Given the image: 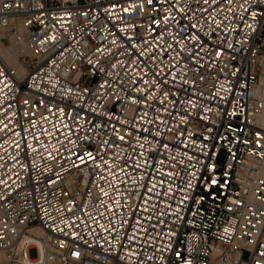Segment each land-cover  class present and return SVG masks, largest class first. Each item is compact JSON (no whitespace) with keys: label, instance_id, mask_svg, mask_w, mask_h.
<instances>
[{"label":"built area","instance_id":"1","mask_svg":"<svg viewBox=\"0 0 264 264\" xmlns=\"http://www.w3.org/2000/svg\"><path fill=\"white\" fill-rule=\"evenodd\" d=\"M0 42V264H264V0H0Z\"/></svg>","mask_w":264,"mask_h":264},{"label":"bare ground","instance_id":"2","mask_svg":"<svg viewBox=\"0 0 264 264\" xmlns=\"http://www.w3.org/2000/svg\"><path fill=\"white\" fill-rule=\"evenodd\" d=\"M0 42V51L5 56V58L12 63L20 73H24L26 67L23 65L22 61L19 59V50L13 48L12 46L3 47ZM259 122L262 126H264V108L259 116ZM45 231L44 228L39 225H34L30 229V233L26 236V241L31 244H34L38 247L39 256L37 258H32V254H27V261L32 264H35L39 258H45L47 250L49 248V244L46 242L45 238ZM0 258L6 259L7 256L3 251H0Z\"/></svg>","mask_w":264,"mask_h":264},{"label":"rangeland","instance_id":"3","mask_svg":"<svg viewBox=\"0 0 264 264\" xmlns=\"http://www.w3.org/2000/svg\"><path fill=\"white\" fill-rule=\"evenodd\" d=\"M1 45H2L3 47H6L3 43H1Z\"/></svg>","mask_w":264,"mask_h":264},{"label":"snow or ice","instance_id":"4","mask_svg":"<svg viewBox=\"0 0 264 264\" xmlns=\"http://www.w3.org/2000/svg\"><path fill=\"white\" fill-rule=\"evenodd\" d=\"M213 183H215V181H213Z\"/></svg>","mask_w":264,"mask_h":264}]
</instances>
